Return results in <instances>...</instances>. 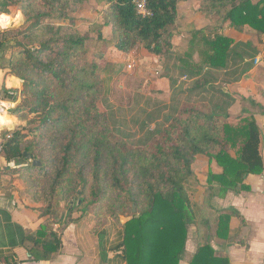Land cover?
I'll list each match as a JSON object with an SVG mask.
<instances>
[{
	"label": "trees",
	"instance_id": "trees-1",
	"mask_svg": "<svg viewBox=\"0 0 264 264\" xmlns=\"http://www.w3.org/2000/svg\"><path fill=\"white\" fill-rule=\"evenodd\" d=\"M85 1L3 0L24 17L20 27L0 31V50L7 43L15 49L8 59L9 73L20 81L19 91L3 89L2 98L15 101L21 96L11 112L24 125L2 134L0 151L17 161L29 200L46 217L21 244L28 243L31 260H50L62 246L64 228L89 214L92 231L110 222L120 228V240L109 251L123 264H179L187 228L199 218L200 207L190 196L198 183L195 159L204 157L210 166L206 182L212 195L248 190L246 177L264 169L260 126L246 109L231 119L226 110L235 98L225 91L227 83L251 69L259 50L223 32L247 26L264 37V0H197L196 11L210 25L190 30L184 50L175 49L173 42L181 0H146L147 15L137 12L135 0H102L103 22L83 31L70 13ZM102 26L112 33L108 40L102 37ZM90 32H96V39L88 45ZM105 40L124 54L140 47L160 56L170 102L147 111L139 107L142 96L136 95L130 108L136 113L129 122L116 117L105 99L100 68L104 52L96 49ZM260 94L264 97V90ZM192 95H210L219 109ZM248 101L257 106L254 98ZM102 102L107 110L100 109ZM128 123L141 133L135 139L124 131ZM33 160L40 165H32ZM56 197L69 206L64 221L49 219ZM76 210L80 213L73 217ZM217 212L215 235L228 240L229 219L237 213ZM2 261L19 264L14 255ZM188 264L230 263L205 242Z\"/></svg>",
	"mask_w": 264,
	"mask_h": 264
},
{
	"label": "crops",
	"instance_id": "crops-1",
	"mask_svg": "<svg viewBox=\"0 0 264 264\" xmlns=\"http://www.w3.org/2000/svg\"><path fill=\"white\" fill-rule=\"evenodd\" d=\"M98 1L102 4V0ZM197 7V0L179 2L177 32L173 37V42L174 39L178 40V44L186 47L190 30L210 25V21L196 11ZM3 17L8 18L7 26L0 27V31L18 27L24 22V17L18 9L7 6L3 0H0V24L4 23ZM245 32L254 31L245 26L240 33L229 27L225 34L233 38L235 42L250 41L254 44L249 36H245ZM174 46L175 49L180 50L175 44ZM11 52L12 49L7 44L0 50V142L4 132L24 125L11 112L21 102V96L18 95L15 101L2 98L3 89H17L18 91L20 89V81L9 73L7 66ZM132 54L133 51L123 53L128 56ZM156 57L162 63V58ZM260 66H256L253 60L251 69L245 73L250 76L249 81L252 82L257 74L252 68ZM245 76L227 83L225 91L234 96L229 89L230 86L242 83L247 79ZM261 80L264 86V75L261 76ZM261 88L260 90H264V87ZM232 105L231 108H233ZM245 113L251 114L248 110ZM261 131L264 139V130ZM263 139H261L260 151L264 163L261 147ZM17 167V161L6 159L0 151V264H3L2 258L7 255H14L19 264H123L109 251L110 247L120 240V228L110 222L103 230L92 231L91 226L87 225V220H78L64 228L61 236L62 246L52 259L31 260L26 249L28 243L21 244L22 237L26 233L35 231L46 217H40L39 211L35 208L37 205L32 203L28 197H24L25 188L19 178V173L16 172ZM245 181L249 185L248 191H227L223 195L216 192L212 195L207 184V201L212 209L207 208V219L200 217L201 211L199 210L197 223L188 226L187 242L179 264H188L197 247L205 242H209L218 253L226 255L230 264H264V169L261 174L248 175ZM215 209L233 210L237 213V216H231L229 219L230 238L228 240L215 235L218 222V212ZM242 219L244 224L241 223Z\"/></svg>",
	"mask_w": 264,
	"mask_h": 264
},
{
	"label": "rangeland",
	"instance_id": "rangeland-1",
	"mask_svg": "<svg viewBox=\"0 0 264 264\" xmlns=\"http://www.w3.org/2000/svg\"><path fill=\"white\" fill-rule=\"evenodd\" d=\"M101 9L102 4H100L98 0H86L82 4L81 8H79L75 13H70V16L73 18L75 25H77L81 30L86 31L90 24L94 22H103L100 14ZM212 23L213 22H211V24ZM228 28L229 27L224 28L223 32L225 33ZM234 30L239 32L236 29ZM101 31L104 39L108 40V38L112 37V33L108 27L102 26ZM241 32L242 31H240V33ZM88 34V45H91V42L96 39V32H90ZM245 36H249L257 46L259 54L257 55L258 57L256 56V58H258L256 66H261L259 67L260 69L258 67L255 69L254 67L252 68L255 74L257 73L252 82L249 81L250 76L245 74V77L247 78L245 81H242L240 84L233 85L232 87L230 86L229 89L234 95L233 97L235 98V103L232 105L233 108L230 106L229 109L227 108L226 112L231 115L232 119L236 114L243 112L244 109L248 110V112H251L254 115L256 121L261 127V131L262 129L264 130V97L260 94V88L264 87L261 80V76L264 75V40L263 37H260L254 32H245ZM107 40L98 42L96 44V49H103L104 51L105 59L102 57L103 61H100V68H102L101 75L105 82V99L108 100L109 108L114 111L116 117H119L120 120L122 119L129 122V119H131V117L136 113V110L130 111L131 106L134 105L135 98H137L136 95L142 96L139 107H142L147 111L160 108L159 104L161 103L170 102V84L168 79L163 76L162 63L158 57L150 56L144 49L140 50V47H136L132 50V56L123 55V53L114 49L112 43L109 41L106 42ZM174 44L176 45V48L180 50H184L186 48L185 46L178 44V40L175 39ZM7 45L12 49V51L15 50L10 46V43H7ZM249 98H254V100L257 101V106L252 105L248 101ZM192 99L202 101L203 103L208 104L210 108L219 109L217 104L212 102L214 99L210 95H206L203 98L192 95ZM99 107L101 110L108 109L106 104L103 102L99 103ZM226 107L227 106H223V110L226 109ZM212 111L221 113L222 115L225 114L220 110ZM130 125L128 123L127 127L129 128L125 126L124 131H130L131 134H134L133 139H135L141 133H136V128H133L132 125ZM149 128H154V124H150ZM260 133H262V131ZM261 139H263L262 134ZM261 147L264 154V139ZM209 167L206 158L198 157L195 159L192 164V169L198 179V183L194 190L190 193L192 202L200 207V217L206 219L207 208L212 209L210 206L211 204L207 201V182L205 180ZM213 170L216 171L215 169ZM24 190V197L26 196L27 198V191L26 189ZM53 203L55 204V211L49 216V219L53 222L58 221L59 219L64 221L66 219V215L68 214V204L59 197H56ZM36 205L39 204L36 203ZM215 210L217 211V209ZM79 213V210H76L74 213L72 212L71 215L73 217H77ZM79 220H87V225H90L91 227L93 225L92 216L89 214H84ZM120 220L121 222H124L126 217L121 216ZM51 227L56 229L58 226L56 223H53Z\"/></svg>",
	"mask_w": 264,
	"mask_h": 264
},
{
	"label": "built area",
	"instance_id": "built-area-1",
	"mask_svg": "<svg viewBox=\"0 0 264 264\" xmlns=\"http://www.w3.org/2000/svg\"><path fill=\"white\" fill-rule=\"evenodd\" d=\"M135 7L138 13L142 14V15H147L149 14V12L147 11L146 8V0H135ZM258 61V58L254 59V63H256ZM1 149V147H0Z\"/></svg>",
	"mask_w": 264,
	"mask_h": 264
},
{
	"label": "water",
	"instance_id": "water-1",
	"mask_svg": "<svg viewBox=\"0 0 264 264\" xmlns=\"http://www.w3.org/2000/svg\"><path fill=\"white\" fill-rule=\"evenodd\" d=\"M25 156H29L28 154H24ZM32 165H35V166H39L40 165V162L39 161H37V160H33L32 161ZM135 210V208H134V206L132 207V211H134Z\"/></svg>",
	"mask_w": 264,
	"mask_h": 264
},
{
	"label": "clouds",
	"instance_id": "clouds-1",
	"mask_svg": "<svg viewBox=\"0 0 264 264\" xmlns=\"http://www.w3.org/2000/svg\"><path fill=\"white\" fill-rule=\"evenodd\" d=\"M7 20H8L7 17H3L4 23L3 24H0V27H6L7 26Z\"/></svg>",
	"mask_w": 264,
	"mask_h": 264
}]
</instances>
